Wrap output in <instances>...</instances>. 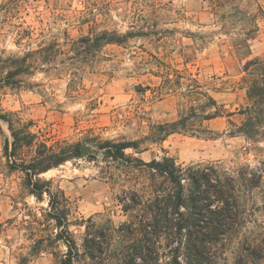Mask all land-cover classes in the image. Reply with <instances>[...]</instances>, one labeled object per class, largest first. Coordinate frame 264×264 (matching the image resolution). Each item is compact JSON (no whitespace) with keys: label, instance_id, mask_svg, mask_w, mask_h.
I'll return each instance as SVG.
<instances>
[{"label":"rangeland","instance_id":"374dc122","mask_svg":"<svg viewBox=\"0 0 264 264\" xmlns=\"http://www.w3.org/2000/svg\"><path fill=\"white\" fill-rule=\"evenodd\" d=\"M244 7L252 13L262 9L254 34L243 21L220 19L210 0H0L3 59L21 57L44 42L59 43L54 60L42 69L35 64L8 78L17 64L0 62L4 66L0 72V264H61L67 251L61 241L38 256L30 254L31 233L38 226L34 215L41 217L48 201L29 195L24 174L10 169L4 153L5 138L11 134L7 119L28 126L48 145L67 142L89 147L82 157L41 177L59 185L71 200L70 230L81 250L86 226L108 228L109 249L103 264L125 263L124 253L134 245L135 227L145 212L143 205L126 207L133 197L153 198L154 185L162 180L136 158L149 162L167 155L184 165L264 159V142L230 134L231 121L240 124L243 118L239 113L211 120L214 138L174 133L161 143L145 142L138 151L126 150L131 156L126 161L105 157L97 146L106 140H141L152 125L176 120L184 110V93L192 78L227 111L245 105L244 63L249 57L264 56V0H246ZM24 29L30 34L25 33L20 42L17 33ZM102 29L121 33L144 29L147 35L124 45L109 44L98 57L89 53L80 59L77 69L65 68L61 44ZM246 39L249 57L244 56ZM177 73L184 84L168 89L166 79H175ZM30 154L26 148L19 156ZM251 205L255 234L263 237V189L254 191ZM233 244L215 248L219 264H234ZM184 251L162 233L156 264H187Z\"/></svg>","mask_w":264,"mask_h":264},{"label":"trees","instance_id":"16d2710c","mask_svg":"<svg viewBox=\"0 0 264 264\" xmlns=\"http://www.w3.org/2000/svg\"><path fill=\"white\" fill-rule=\"evenodd\" d=\"M245 1L210 0V3L220 19L243 21L251 26L250 34H254L258 30L262 9L260 7L258 12L252 13L244 7ZM25 33L30 34L25 29L17 33L20 42L26 36ZM145 35L147 32L144 29H131L125 33L116 29H102L91 31L78 39L67 38L60 49L66 57L63 64L65 68L77 69V62L87 54L98 57L109 44L124 45L131 38ZM58 45L57 41L44 42L21 57L3 59L0 56V62L17 64L6 77L22 74L35 64L39 69L44 68L45 64L54 60ZM249 46L246 39L245 47L248 52L244 54L245 57L250 55ZM240 47H243L242 44ZM3 69L4 66L0 67V72ZM243 70L245 75L242 82L246 89L247 103L237 111H227L212 94L203 90L197 79L192 78L193 83L187 84L188 88L184 93V110L176 120L152 125L149 135L141 140H106L98 143V148L107 158L126 161L131 158L126 150L138 151L145 142L161 143L174 133L214 138L217 135L209 122L219 117H231L236 113L243 118L240 124L231 121L230 134L244 136L249 142L263 143L264 56L249 57ZM165 82L168 89L184 84L179 73L175 79L167 78ZM7 121L11 134L5 138L4 153L10 169L24 174V185L29 195L38 201H43L46 197L48 201L49 208L43 211L42 216L34 215V222L38 226L31 233L33 243L30 254L38 256L62 241L67 251L61 258V264H103L109 249L108 228H98L95 223L86 226L81 250L70 230L71 200L59 185L54 186L51 179L41 177L68 160L82 157V146L67 142L60 147L48 145L45 139H41L28 126ZM26 148L32 154L20 157V151ZM135 160L148 169L154 178L162 180L154 185L153 198L145 201L140 196L133 197L130 206L126 207V210H131L143 205L145 212L135 227L138 237L134 245L124 253V264H156L159 257L158 242L162 233L169 234L170 242L184 248L187 264H219L215 248L232 243L236 249L234 264L264 263V235L259 237L255 234L251 208L254 191L263 189L264 192V159L256 163L209 160L186 165L167 155L149 162L140 158Z\"/></svg>","mask_w":264,"mask_h":264},{"label":"water","instance_id":"95a60500","mask_svg":"<svg viewBox=\"0 0 264 264\" xmlns=\"http://www.w3.org/2000/svg\"><path fill=\"white\" fill-rule=\"evenodd\" d=\"M88 149H89V147H87V146H82L83 153H85Z\"/></svg>","mask_w":264,"mask_h":264}]
</instances>
